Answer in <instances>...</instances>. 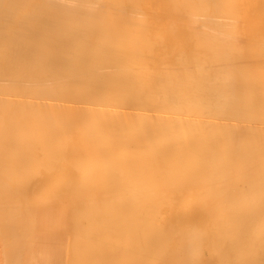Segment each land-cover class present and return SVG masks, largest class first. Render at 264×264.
Segmentation results:
<instances>
[{"label": "bare ground", "instance_id": "6f19581e", "mask_svg": "<svg viewBox=\"0 0 264 264\" xmlns=\"http://www.w3.org/2000/svg\"><path fill=\"white\" fill-rule=\"evenodd\" d=\"M261 43L264 0H0L9 264H61L58 204L63 264H264Z\"/></svg>", "mask_w": 264, "mask_h": 264}, {"label": "rangeland", "instance_id": "374dc122", "mask_svg": "<svg viewBox=\"0 0 264 264\" xmlns=\"http://www.w3.org/2000/svg\"><path fill=\"white\" fill-rule=\"evenodd\" d=\"M244 32H245V31H244ZM244 32H243V33H244ZM241 33H242V32H239V34H241ZM239 34H238V32H237V35H238V36H240ZM248 34H249V33H248ZM241 35H242V34H241ZM245 35L247 36V34H243V35H242L243 38H244ZM261 45L264 46V44H262V43H261ZM31 164L34 165V163H31ZM39 169H40V168H39ZM39 169H38V171H39ZM38 171H37V173L34 172L33 174H29L30 177H29L26 173H23L22 177L25 178V177L28 176L27 178H30V179H31V178L34 177L35 174H36L35 176L42 174L43 171H44V168H43V170H42V168L40 169V174L38 173ZM41 171H42V172H41ZM42 189H43V190H42ZM44 189H47V188H41V192H42V193H44V191H45ZM196 190H197V188L195 189V193H196ZM49 191H50V189H48V192H49ZM41 192L38 191V192H37V195H40V194H41L42 196H44V197H42V196H41V197H42L43 199H45V197L48 195L47 190H46L47 195H46V194H42ZM195 195H196V194H195ZM7 200H8V199H7ZM9 200H10V199H9ZM39 201L41 202V201H43V200L40 199ZM33 202H35V201H33ZM40 202H38V204H39ZM35 203H36V202H35ZM35 203H33V204H35ZM38 204L36 203V205H38ZM58 205H59V207H58L59 209L56 208L55 211H54L53 213H54V214L56 213V214H55V218H57L56 220H58L59 222L56 221V220L54 221V219H55V218H54V219L52 220L51 224L55 222L56 225H55V224H52L51 229L49 228V230H45V233H46V232H49L50 234H51V233H54V234H55L54 231H56V232H57L56 234H57L58 236H60L59 240H57L58 242H56L57 245L59 246V248H57L58 246L56 245V243L54 244V246H55V245L57 246V247L55 246V249H59V250H61V264H63L64 261H65L63 255L66 256V254H64L62 251H65L64 247L66 248V246H64V243H65L64 240L66 239V235H65V233H66L67 228H68L67 226L69 225V224H68L69 214H67V211H66L67 209H66V208H61V205H60V204H58ZM58 205H57V206H58ZM34 206H35V205H34ZM62 207H63V205H62ZM57 209H58V211H57ZM60 211H61V212H60ZM63 211H64V212H63ZM16 212H17V213H16V215H14V216L17 217L18 215H20L18 218H21L20 220H21L22 223H23V221H24V220H22V218H23V219L25 218L26 221H27V219H28V221H27L28 224H29V220L31 221L32 218H35V217L31 216V215H29V216L32 217L31 219H30V217H28V216H27V218H26V215L29 214V213L26 214V212H24V214H26L25 216H23L24 214H23L22 212H20L21 214L19 213V211H16ZM58 212H59V213H58ZM18 213H19V214H18ZM22 214H23V215H22ZM57 215H58V216H57ZM62 215H63V217H62ZM21 216H22V217H21ZM0 217H1V216H0ZM52 218H53V217H52ZM52 218L50 217V219H52ZM62 218H63L64 220H63ZM6 219H7V218H6ZM38 219H39V216H38ZM59 219H60V220H59ZM66 219H67V221H66ZM0 220L3 221V220H5V218H4V219L0 218ZM32 220H33V219H32ZM62 220L65 222V224L67 223L68 225H67V224L65 225L64 222H62ZM37 221H38V220H37ZM50 221H51V220H50ZM2 223H3V222H0V226L3 225ZM24 223L27 224L25 221H24ZM60 223H61V224H60ZM25 224H24V225H21V227L23 226L24 229H25V228L28 229L27 232H26V230L24 231V229L20 227V228L22 229L21 231H23V233H25L24 235H27V233H28V231H29L30 234H29L28 236H30V235L33 236L32 239L34 240V237H35V232H34V231H35V229L37 228V225H36L37 222H36V224H35L34 227L32 226V222L30 223L31 225H29V226H27L28 224H27V225H25ZM31 226H32V227H31ZM58 226H59V228H58ZM20 228H19V230H20ZM56 228H57V229H56ZM52 229H53V230H52ZM0 231L3 232V228H2V226L0 227ZM58 231H59V234H60V235L58 234ZM2 232H1L0 234L5 235V234L2 233ZM21 233H22V232H19V234H20L19 236H20V237L23 239V241H25L26 243H27V240H28V239H29V241L32 240V239H31V236H30V238L27 236V237H28V238H27L26 236L23 235V233H22V236H21ZM61 234H63V236H61ZM3 235L0 236V244L2 243V245H1L0 247H2V249H4V250L6 249V250H5V252H4L2 249H0V254L3 253V254H1V256H4V257H5V258H4V257H1V256H0V258H4V259H1V260H0V264H5V262H6L7 264H9V262H10L11 260H10V258H9V253H8V251L11 252L10 248H12V242H11V241H12V236L9 237L10 235L8 234V236H7V234H6L7 238L9 239V240H7V242H6V238H5V236H3ZM64 235H65V237H64ZM2 237H4V239H3ZM24 237H25V239H24ZM61 237H62V242L60 241V240H61ZM26 238H27V239H26ZM2 239H3V240H2ZM15 239H17V236L15 237ZM30 239H31V240H30ZM33 240H32V241H33ZM2 241H3V242H2ZM4 241H5V242H4ZM29 241H28V242H29ZM59 241H60V242H59ZM10 242H11V243H10ZM32 243H33V242H32ZM62 243H63V245H62ZM10 244H11V245H10ZM7 245H8L9 247H8ZM3 246H5V248H4ZM62 246H63V247H62ZM62 248H63L64 250H63ZM7 249H8V250H7ZM1 250H2V252H1ZM188 252H190V251L188 250ZM188 252L186 253L185 257H188V258H189L191 254H189ZM62 253H63V254H62ZM190 253H191V252H190ZM7 254H8V256H7ZM192 255H193V254H192ZM62 256H63V258H62ZM7 259H8V262H7ZM31 259H32V258H30V263L32 262ZM63 259H64V261H63ZM4 260H5V261H4ZM9 260H10V261H9ZM1 261H3V262H1ZM26 261H27V258H26Z\"/></svg>", "mask_w": 264, "mask_h": 264}]
</instances>
